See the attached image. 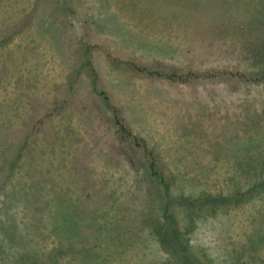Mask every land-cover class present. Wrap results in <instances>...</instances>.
Here are the masks:
<instances>
[{
  "label": "rangeland",
  "instance_id": "obj_1",
  "mask_svg": "<svg viewBox=\"0 0 264 264\" xmlns=\"http://www.w3.org/2000/svg\"><path fill=\"white\" fill-rule=\"evenodd\" d=\"M223 67L264 68V0H0L2 159L33 126L0 172L6 254L176 264L173 222L210 264H264V80L177 77Z\"/></svg>",
  "mask_w": 264,
  "mask_h": 264
},
{
  "label": "trees",
  "instance_id": "obj_2",
  "mask_svg": "<svg viewBox=\"0 0 264 264\" xmlns=\"http://www.w3.org/2000/svg\"><path fill=\"white\" fill-rule=\"evenodd\" d=\"M258 72L257 73H253V72L252 73H245V72H243L239 69H236V68L223 67L219 70H205V71H201L199 73L198 72H186L184 74L178 73L179 75L177 77L181 78V79H187L189 77L203 76V77L210 79V78H213L216 76H225L227 78L233 77V78H236L237 80L243 81V82L259 83L261 80H264V68H262V71H260V69H258ZM100 94L102 95L101 97H102L105 105L110 106L111 116L114 120L115 125L118 127V129H120V131H126L124 129L122 122L120 121V117H119V114H118L116 108L112 107L107 96L103 92H100ZM32 131H33V126L28 127L24 132H22L21 142L17 145V148L14 151L16 156H15V158L13 155L8 156L9 159H7V162L5 159H2L3 157L1 158V155L2 156L5 155L4 154L5 152L2 153V151H3V148L5 151L8 148V145L5 149V147H4L5 145H3V144H5V142L0 143V172H4L2 182H1V187H3V185L7 182V180L9 178H11V174L13 172V171H11V168H13L12 166H14L17 162H19L18 158L21 155V150L25 146H27L26 145V139L28 138V136H30V133ZM127 134H129V133L127 132ZM2 145H3V147H2ZM146 154H147L148 160H149L148 167L150 169V172L155 173V170H154V167L156 165L155 158H154L153 154L152 155L150 153H146ZM243 169L245 170V168H243ZM249 169H246L245 171L250 172ZM254 169L258 170V168H254ZM260 171L262 173H260V172L258 173V174H261L259 176V178L252 180V182H253L252 184L256 185V186H252L253 188L261 187L264 185V170H260ZM159 173L162 174L161 172H159ZM258 174L256 175V177L258 176ZM172 178H175L174 175H172V174L167 176V180L165 179V177L163 175L160 176V183L162 186V189H160V190H162L164 192L166 200H169L171 197L170 196V187H171V183L173 180ZM249 184L251 185V182ZM247 187H249V186H247ZM21 193L23 194V198L25 197L24 200L26 201V195H29L30 192L24 191V193L23 192H21ZM241 195H243V194H241ZM25 206L26 205H22L21 207L24 208ZM32 214H33L32 215L33 219L35 218L36 220L39 221V219L41 217L39 218L37 215H34V213H32ZM3 221H5V220H3ZM3 221H2V223H16L13 219H12V221H10V219H8V221H6V222H3ZM172 223L173 222L168 223V224L164 225L163 227H161L162 229L158 231V235L161 238L160 242L163 244L162 246H164V247L168 246L172 249L174 257L176 258V264H210L207 259H205L203 257H197L194 253L189 251V249L187 247V241L183 238L181 233H179V229L177 228V226H175ZM29 226L32 228L37 227L36 225H33L31 223ZM37 229H38V227H37ZM20 232H19V228H18V229H15L13 233H14V235H18L20 238V237H22V232L21 233ZM18 236H16V237H18ZM22 240H23V242L19 243L21 245L18 248L15 247L16 245H14V247L16 248V253L12 252L10 255H7L4 247L1 248L3 243L0 239V264H49V263L51 264V262H52L51 260L43 259V257L40 256V253L38 255V253L35 252L36 251L35 247H33L34 252L30 253L29 248L27 247V241L24 240L23 237H22ZM10 245L11 244H8L7 246H10ZM61 250H62V248H61ZM92 250H93L92 248H89V249L80 248L79 253L85 254V253H89V251H92ZM71 257H70L71 259H70L69 264H74V258H73V256H71ZM52 264H58V263H57V261H55ZM164 264H173V262H171L170 259H168L164 262Z\"/></svg>",
  "mask_w": 264,
  "mask_h": 264
}]
</instances>
